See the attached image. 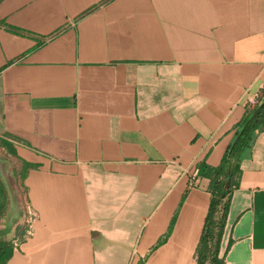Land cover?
Listing matches in <instances>:
<instances>
[{"label":"crops","instance_id":"obj_1","mask_svg":"<svg viewBox=\"0 0 264 264\" xmlns=\"http://www.w3.org/2000/svg\"><path fill=\"white\" fill-rule=\"evenodd\" d=\"M256 95L264 0H0V150L26 192L12 227L1 214L8 264H198V166ZM241 166L221 257L264 264V131Z\"/></svg>","mask_w":264,"mask_h":264},{"label":"trees","instance_id":"obj_2","mask_svg":"<svg viewBox=\"0 0 264 264\" xmlns=\"http://www.w3.org/2000/svg\"><path fill=\"white\" fill-rule=\"evenodd\" d=\"M262 100L255 108L247 111L246 116L238 125L234 140L229 145L221 164L212 167L206 162L198 166V177L210 180L209 192L212 195L209 213L197 249L198 264H225V256L221 257V246L227 218L234 192L239 189L242 177V162L247 158L259 137L264 131V104L258 117L247 125L248 121L262 104ZM0 148L15 155V150L8 141H0ZM25 171L22 172V177ZM0 218L6 209L8 193L0 178ZM24 230L20 233L23 240ZM5 233H0V264H8L15 253L16 246L13 240H8Z\"/></svg>","mask_w":264,"mask_h":264},{"label":"water","instance_id":"obj_3","mask_svg":"<svg viewBox=\"0 0 264 264\" xmlns=\"http://www.w3.org/2000/svg\"><path fill=\"white\" fill-rule=\"evenodd\" d=\"M263 104L264 103H262L256 109V111L254 112V114L252 115L250 120L248 121L247 125L250 124L251 122H253L258 117L259 113L261 112V110L263 108ZM1 169H2L1 174L3 177L4 184H5L6 188L8 189V192H9L10 197H11L12 211L7 218V225L9 227H12L17 222V220L20 217V214L22 212V199H21V195L19 192L17 179L15 177V174H14L12 168L10 167V164L9 163H2Z\"/></svg>","mask_w":264,"mask_h":264},{"label":"built area","instance_id":"obj_4","mask_svg":"<svg viewBox=\"0 0 264 264\" xmlns=\"http://www.w3.org/2000/svg\"><path fill=\"white\" fill-rule=\"evenodd\" d=\"M261 101L262 100H261L260 96L256 95L254 100L251 99L249 101V103L253 104L256 107L257 105H259L261 103ZM15 168H16L15 172H18V177H19V179H21L22 174L17 169L18 166L15 165ZM19 191H20L22 196H25L26 192L21 186L19 187ZM23 217H24L23 222H24V225L26 228L25 238H27V237H30L32 235L34 222L38 218V214L36 213V211H34V209L27 202L25 203L24 208H23ZM19 244H20L19 240H14V245L16 247H18Z\"/></svg>","mask_w":264,"mask_h":264},{"label":"rangeland","instance_id":"obj_5","mask_svg":"<svg viewBox=\"0 0 264 264\" xmlns=\"http://www.w3.org/2000/svg\"><path fill=\"white\" fill-rule=\"evenodd\" d=\"M2 163H9V164H10V167L12 168V170H13V172H14V174H15V170H16V168H15V165L10 161L9 156L5 154V151L0 150V178H1V180L3 181V177H2V174H1V170H2V169H1V165H2ZM3 183H4V181H3ZM4 185H5V184H4ZM5 187H6V186H5ZM6 190H7V193H8V197H7L6 201H7V204L10 206V204H11V197H10V194H9L7 188H6ZM0 202H2L1 197H0ZM7 208H8V207H7ZM5 210H6V209H5Z\"/></svg>","mask_w":264,"mask_h":264}]
</instances>
